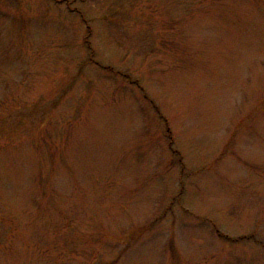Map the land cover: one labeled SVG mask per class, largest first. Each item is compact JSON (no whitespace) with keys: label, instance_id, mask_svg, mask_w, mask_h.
<instances>
[{"label":"rangeland","instance_id":"rangeland-1","mask_svg":"<svg viewBox=\"0 0 264 264\" xmlns=\"http://www.w3.org/2000/svg\"><path fill=\"white\" fill-rule=\"evenodd\" d=\"M0 264H264V0H0Z\"/></svg>","mask_w":264,"mask_h":264}]
</instances>
